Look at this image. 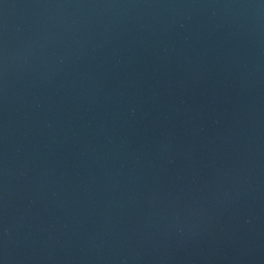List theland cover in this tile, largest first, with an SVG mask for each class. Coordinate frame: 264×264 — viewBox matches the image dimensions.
<instances>
[{
  "label": "water",
  "instance_id": "obj_1",
  "mask_svg": "<svg viewBox=\"0 0 264 264\" xmlns=\"http://www.w3.org/2000/svg\"><path fill=\"white\" fill-rule=\"evenodd\" d=\"M0 264H264V0H0Z\"/></svg>",
  "mask_w": 264,
  "mask_h": 264
}]
</instances>
